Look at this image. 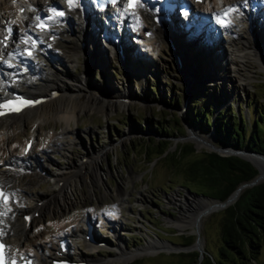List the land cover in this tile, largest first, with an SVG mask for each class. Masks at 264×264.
Here are the masks:
<instances>
[{
  "label": "rangeland",
  "instance_id": "374dc122",
  "mask_svg": "<svg viewBox=\"0 0 264 264\" xmlns=\"http://www.w3.org/2000/svg\"><path fill=\"white\" fill-rule=\"evenodd\" d=\"M25 1L28 3V0H0V22L5 24L9 20V23L16 25L15 31H18L19 22L14 14L18 6H24ZM37 1H40V7L44 8L54 2H57L58 6L62 5L59 4L61 0ZM226 2L229 6L234 3L233 0ZM253 2L255 0L245 2L243 8L247 11H255ZM258 3L262 9L261 2ZM210 4L215 5V0ZM236 10L237 13L233 14L230 18L231 23L227 26V31L239 36L233 38L232 45L241 48L239 39L248 37L246 33L253 37L259 34V40L263 43V47L259 49L264 50L262 19L264 13L258 20L257 31L253 14L246 16L239 9ZM194 12L199 14L203 12L202 5H196ZM201 15L208 17L205 13ZM174 18L177 19L175 16ZM208 18L211 20V17ZM116 19L104 27L106 31L109 27L107 33L111 39L109 42L100 34V40L97 42L96 34L87 29L84 40L79 43V27L71 24V18L65 16L61 20L62 24L66 23L64 29L67 36L58 41L56 47L48 50L49 54L44 52L43 55H36L31 59L36 64L34 67L38 75L47 74L50 79L55 75L68 86L74 85L76 79L85 72L87 78L83 82L84 94L93 93L98 100L114 102L113 107L106 114L97 111L85 112L78 116L77 121L69 122L67 128L74 133V141H68L65 137L60 140L64 143L60 150H52L45 155L42 151L51 145L53 133H60L65 124L56 120H47L38 124L32 151L36 155L39 169L48 176L58 173L68 165H77L82 157H88V154L97 155L101 152L100 155L103 153L105 155L97 161L100 183L95 184L89 178L83 183L74 180L67 192L65 204L52 206L39 220L36 233L23 238L17 235V239L12 238L15 239L14 241L19 240L20 247L28 250L29 256L33 258V264H48L49 259L55 255L60 239H65L67 256L85 264H182L184 261L180 262L182 257H178V254L199 251L201 256L205 252L215 255L221 243L219 221L225 208L202 214L200 226L196 227L197 233L196 229L192 231L189 227L179 229L176 223L182 214L180 202L193 205L192 202L205 201L192 197L189 193L193 195L208 191L196 182L187 181L182 173L183 160L178 161L174 168L170 169L168 165L170 159L155 158V155H151L154 148L149 145L157 140H167L170 141L168 152H173L181 145H191L196 154L213 153L209 146L198 147L196 139H187L191 130L206 139L213 147L219 146L212 133L185 124L183 114L179 113V107L186 97L189 107L193 106L197 112L201 111L202 115L211 120H215L218 112L222 110L229 121L237 120L239 123L246 121L247 125H251L250 119L257 118L264 128V120L261 119L264 114L259 111L264 103V70L252 59L249 67L244 70L236 69L235 66L240 67V65L237 58L230 54L232 41L227 39L225 30L220 29L216 32L219 34L217 45L219 49L211 58H206L209 43L195 41L197 45L190 44L191 35L185 33L179 44H185L186 60L191 61H185L184 65L180 61V64L193 66L194 70L189 74L178 64L177 55L173 56L170 51L172 39L168 40L169 37L166 38L164 35L163 42L154 39L151 47L140 45L142 43L140 40L144 36L142 29H136L129 24L122 27L118 17ZM197 19L200 20L201 16ZM141 22L144 30L152 31V28L148 27L150 23L148 20L141 19ZM22 29L23 27L20 31ZM112 41L119 50L117 54H115L116 49L114 51L109 47ZM78 43L81 51L75 61L73 45L77 46ZM97 44H100L104 51L95 49L96 52H101L98 57L103 60L102 65L86 64L84 59H87L86 56L90 59L95 56L93 48ZM157 44L160 49L156 47ZM122 45L125 46L126 56L122 54ZM198 47H201V52ZM216 54H219L217 58ZM0 62L3 65L6 63L1 59ZM260 62L263 63L261 58ZM10 77L7 78L8 82ZM188 77L190 81L193 78L197 80L196 82L194 80V84L190 86L189 83L192 82H188ZM36 79L31 78L34 80L33 83L38 85L39 81ZM186 82L191 91H187ZM54 90V95L59 93L57 89ZM39 96L43 97V94ZM43 98L47 99V97ZM31 122L32 119H29L24 125L16 128L8 138L7 144L0 149V153L9 150L12 154L19 155L23 142L30 138V129L33 127ZM160 130L161 133L166 130L170 135L169 139L156 135ZM145 144H148L146 151L149 152L143 155ZM86 159H82L84 163H87ZM30 165L33 167L35 164L31 162ZM22 174L23 172L15 173L13 177L27 181ZM10 177L13 178L12 175ZM28 187L30 196L38 194L45 199L57 190L54 181L50 178L28 184ZM39 203L38 206L36 201L25 198L23 206L27 208V214H30L34 213L30 211L32 208L45 206V200L42 199ZM113 204L118 205V209L113 211L116 213L115 219L110 220V216L108 219H103L101 215L106 218L109 214L107 211ZM88 225L91 227L93 237L103 243L97 249L88 246L83 238ZM71 232H75V235L69 237L68 234ZM63 234L66 237H63ZM184 238L192 240V244L185 245ZM198 240L202 242L200 246L196 245ZM149 242H154L156 248H150L137 257L127 259L119 253L120 250L132 252L147 247ZM256 264H264V240Z\"/></svg>",
  "mask_w": 264,
  "mask_h": 264
},
{
  "label": "bare ground",
  "instance_id": "6f19581e",
  "mask_svg": "<svg viewBox=\"0 0 264 264\" xmlns=\"http://www.w3.org/2000/svg\"><path fill=\"white\" fill-rule=\"evenodd\" d=\"M226 1H229V0H226ZM226 1L215 0V5H212L210 4L209 0H202L201 1L202 10H205L206 13H209L215 16V13L221 7L226 5L227 3ZM233 1L234 3L233 5H231L233 7V10H235L236 8L239 10H242L243 4L249 0H239V1L233 0ZM251 1H254V0H251ZM39 2L40 1H37V0H28V5L25 6V8L26 9L32 8L35 11V14L37 15L38 12H43L45 10L44 8L40 7L41 5H39ZM63 2L65 3L67 2V0H63ZM88 3H89V0H74V4L72 6H70L68 3H65V6H64L66 16L71 18V22H72L71 24H75L79 27V32H78L79 43H82V40H84V35H85L84 33L87 29H90L91 31H93V33L96 34L97 42H99L100 40L99 37L101 36L104 39L106 38L109 42V40H111L109 38V35L107 34L109 27L107 28V31L105 30L106 28L104 29V27L107 26L109 21L101 20L100 22L99 18L96 15L95 10H93L91 7H88ZM66 4H68L70 8H68ZM145 5L149 6V8L145 9L146 7ZM152 5H154L152 1L146 2L142 0L140 1V3L138 2L135 9L129 12L128 16L126 17L127 22L131 24L132 26H134L135 28H140L143 26L141 19L150 20L148 27H151L154 33L151 31V33H149L147 37H144L142 35L143 37L141 39V41H143V43L147 47H151V45H153L154 39H157L163 42L164 41L163 38L165 35L166 37H169L168 40L172 39L171 40L172 45H171V50H170L171 53L173 54V56L177 55L176 57H178V61H179L178 64H180V61H181L183 62L182 65H184V62L188 61L189 59L186 60V57H185V52H186V51L184 52L185 44L183 45L179 43H180V40H182V37L185 36V33H189L192 39L191 40L192 43L190 42V44L197 45L198 43H195V41L199 43L201 41L209 43L207 47L206 58L207 57L211 58V56H213L214 53H218L217 50L219 49V46L217 45L219 43L218 42L219 38L215 34L216 26L214 22L211 24L210 20H206L204 18H201L199 20L197 19V17H194L188 20L189 26L186 27L183 25H178V26L173 25L172 23L174 21L173 19H171L170 23L162 22L163 25L164 24H170V25L164 26L161 28V27H158V25L155 24L151 20L152 15H154V7H151ZM253 6H255V11L244 10L242 12L246 16L247 14H250V15L251 13L253 14L254 24L256 25V28L258 31L259 30L258 20L262 15L263 9H260V6L257 0L253 2ZM80 7H83L84 10L81 11ZM103 16L105 17V15ZM135 16L140 17L139 21L135 20L134 18ZM17 17L20 19V22H22L23 29L22 31H20L21 34H19L20 33L19 32V33H16L15 35L12 34L11 36H7L4 32L5 27H7L6 25L7 22L5 24L0 22V39L3 42L6 40L7 46H8V48L6 47V49H4L0 45V53H3V56L0 58H3V57L4 58L5 57L18 58L17 54L14 52V50H16V46L18 45L19 42H21V39L23 37H27L28 34H30L31 32L30 28L33 29L34 24L31 23V20L29 18H27L28 16L26 17V15L23 13L22 15H18ZM32 18L35 19L36 16L32 15ZM230 18H231V15L229 16V20ZM51 25L52 27L50 30H48V35L46 37L44 36L45 33H40L38 35V38L40 39V43L37 45L39 53L45 52L49 54L47 50H49V48L56 47L58 41L62 40L63 37L67 36L65 34L64 24H62V20L53 21ZM124 26L125 25H123L122 27ZM113 27L115 28V26ZM96 29H98V31H96ZM34 33L36 34L37 32H34ZM228 33H230L229 39L230 41H232V43L230 42L232 46L230 50V54H233L234 57L237 58L238 60L237 62L240 65V67H238V65L235 66L236 69L238 70L239 68H243L244 70L246 67H249V62L251 61L250 59H252V61L255 62L257 66H259V68L264 70V56L262 57V55H264V50L262 49L261 51V49L258 48V47H263V43H261V40H259L260 39L259 34H255V36L253 37L249 33H246L248 37H245V38L241 37L239 39L241 40V44H242V47L240 48V47H237L235 44L232 45L234 43L233 38H237L239 36L236 33H231V31H228ZM48 36L54 37L53 40L49 42ZM85 38H88V37L85 36ZM79 43L77 46L73 45V51L75 53L74 55L75 61H77V58H78L77 56L81 51V46L79 45ZM114 43L115 42L113 41L110 42L111 45L109 47L111 49L113 48L114 51L116 49L117 52L115 51V54H117L119 53V50L115 47ZM190 44H188V46H190ZM124 45L121 46V49H122V54L126 56L127 54L125 53L126 50H125ZM156 47L160 49L158 44L156 45ZM100 48H101L100 44H97V46L93 48V51H94L93 54L95 56L91 59L89 56H86L87 59H84L86 64L88 63L91 65L92 63L93 65L94 64L98 66L102 65L101 62L103 60L101 61L100 60L101 58L99 59L98 57L99 54H101V52L98 53L95 50V49H99L102 52H104L103 49L102 48L100 49ZM153 49L154 47L152 46V50ZM198 49L201 52V47L200 48L198 47ZM204 50H202V52H204ZM123 55L122 57L124 59ZM218 56L219 54L215 55L216 58ZM260 58L263 61V63L260 62ZM182 65L181 67H184V69L189 74L191 73V71L194 70L193 66L187 67V66H182ZM0 68L3 69V65L2 66L0 65ZM197 68L198 67H196V69ZM29 69L31 72H28L29 73L28 76L37 78L36 80L39 81V84L36 85V83H33L31 79H29L28 77H26V75H24L20 81L19 87L29 97H34L35 99L39 97L40 94H43V97H47V100H45L44 103L38 106H35L33 108H28L26 110L21 111L18 114H7L0 118V146H1L0 149L3 148L5 144H7V142L9 141L8 138L12 135L13 131H15L16 128L24 125L25 121L32 119L31 123L33 124V127L30 129L31 139H35L36 133H37L36 130L38 128L37 126L40 123L46 122L47 120H56L58 122H63L65 124V127L61 129L62 131L60 133L58 132L53 133V136L51 137V140H52L51 145L49 147L44 148L42 153L45 155V153L49 151L60 150L62 146L64 145V143L60 142L61 139L65 137L67 138L68 141L69 140L74 141L75 139L74 133L67 128L69 122L77 121L78 116L81 113L97 111V112L106 114L113 107L114 102L112 101L98 100V98L93 93L92 95L84 94L83 89L85 87L83 86V82L87 78V75L85 72L83 73V75H81L79 78L76 79L77 82H75L74 85L68 86L64 82H62V80H60L59 77L55 75L51 74L53 79H50L47 74L38 75L35 67L29 68ZM10 71H11L10 73L14 72L13 69H10ZM180 72H181V75H183V72L182 71ZM0 76L2 77V75ZM194 80L196 82L197 78L195 79L193 78L190 81V78L188 77V82L189 81L192 82V83H189L190 86L194 84L193 83ZM186 85H187L186 86L187 91H191L192 89L189 88L190 86L188 85V83ZM12 89H14V85L11 82H8L7 79L4 78L2 80V83L0 84V90L3 91V92L0 91V99L5 94L4 92L10 93L11 91H13ZM54 89H57L59 91V93L56 94L55 96H54V93H55ZM99 98H100V95H99ZM187 139L189 140L196 139V143L198 147H206V146L211 147L212 146L209 144V142L206 139L199 137L195 131L190 130L189 137ZM34 146L35 144L33 142V146H31L28 154L25 157H23V152H22L23 146H22V150H20L21 153L19 155L12 154L9 150L5 153L4 152L0 153V186L2 185L1 187H2L3 193L8 197L7 206L8 208L11 209V211H7V209L4 207V202L2 201L0 203V212L7 211V214L1 215V218H0V221H2L1 231L3 233L1 237L7 245L6 251L9 256H16V255L19 256V255H25L26 253H29L28 250H25L22 247H20L18 243L19 240L14 241L15 239H17L16 235L18 237L20 236L21 238H23V237L29 236L30 234L32 235L36 233L38 229L37 225L38 223H40L39 220L42 218V216L46 214V212H48L52 208V206L65 204L67 200V192L69 191L71 187V183L74 182V180L77 182L83 183L86 178H89V180L95 184L99 182V173L97 172V168H98L97 161L100 159L102 155H105V153L100 155L101 152L97 155L88 154V157L86 156L82 157V159L87 158L86 159L87 163H84L83 160L81 159L77 165H72V166L68 165L67 168H64L58 171V173H52L51 175L48 176L45 172H42L38 167L36 155L33 153L34 151H32ZM245 159L251 161L253 164H256V165L259 164L258 161L256 162L253 158L249 156H245ZM31 162L35 164L33 167L30 165ZM9 171H12V173H10ZM21 172H23L22 175H24L27 178V181L26 180L22 181L20 178L15 179L13 177L15 173L19 174ZM10 175H12L13 178H11ZM45 178H50V180L52 179L55 183L57 190L54 193H51L47 199L40 197L38 194L36 195L34 194L30 196V194H28V191H27V189H29L28 184H34ZM25 198H30L36 201L38 203V206L40 205L39 201L43 199L45 200V203H44L45 206L32 208V210L30 211L34 213L27 214L26 212L27 208L23 206V201L25 200ZM192 203L193 205H191V203L186 204V203L180 202L181 207H182L181 209L182 214L180 216V220L176 223L179 229L189 227L192 231H194L196 227L200 226V219H201L202 213L204 211H212L215 209V205L212 204L213 202H209L206 200L192 202ZM116 208L118 209V205L116 206L113 204L112 208H110L107 211V213H109L107 217L104 218V215H101V217H103V219H107L108 216H110V220L115 219L116 213L113 211L117 210ZM74 235H75V232H71L68 234L69 237H72ZM64 236L66 237L65 234H63V237ZM12 238H15V239L12 240ZM85 242H87L88 246H90L91 248H97L95 243H90L86 239H85ZM197 244L200 246L202 244L201 240H198ZM155 245L156 244H154V242L152 243L149 242L147 244V247H141L138 250H135L132 252H122L123 250L122 251L120 250L119 253L122 254V256L126 257L127 259L134 258V257H137L139 254L141 255L142 253L148 251V249L150 248L155 249L156 248Z\"/></svg>",
  "mask_w": 264,
  "mask_h": 264
},
{
  "label": "trees",
  "instance_id": "16d2710c",
  "mask_svg": "<svg viewBox=\"0 0 264 264\" xmlns=\"http://www.w3.org/2000/svg\"><path fill=\"white\" fill-rule=\"evenodd\" d=\"M183 100L181 102V105ZM181 107V106H180ZM179 107V108H180ZM259 111L264 114V103ZM189 108V109H188ZM224 112H218L215 120H211L193 106L186 105L183 111L185 124L196 126L202 131L212 133L219 146L235 150L245 149L264 155V128L257 118H249L251 125L243 121H229ZM188 116V117H186ZM264 120V117H261ZM177 121V120H176ZM169 139L164 130L156 135ZM170 141H154L149 146L154 148L151 155L165 160L169 158V167L183 160L182 173L187 181L200 184L208 192L198 193L212 199L224 201L235 188L249 182L256 176V170L246 161L234 157H222L216 153L196 154L191 145H181L173 152L169 151ZM148 144L143 146L146 154ZM149 152V151H148ZM147 152V153H148ZM153 159V158H152ZM220 246L215 255L205 252L199 260L198 252L178 254L182 264H256L259 249L264 240V183L241 191L237 200L222 211L219 221ZM185 245L192 240L184 238ZM184 259V260H183Z\"/></svg>",
  "mask_w": 264,
  "mask_h": 264
},
{
  "label": "water",
  "instance_id": "95a60500",
  "mask_svg": "<svg viewBox=\"0 0 264 264\" xmlns=\"http://www.w3.org/2000/svg\"><path fill=\"white\" fill-rule=\"evenodd\" d=\"M213 151V153L218 154L219 156L222 157H227V156H234L237 158H240L246 162H248L255 170H256V176L251 179L249 182L243 183L238 185L235 190L224 200V201H219L217 199H212L203 195H198V194H190L192 197L195 198H200V199H205L207 201L213 202L215 205V209H222V208H227L228 206H230L232 203H234L236 201V198L239 194V192L241 190H244L246 188H251L253 186H256L260 183H264V155L254 152V151H248L245 149H241V150H235V149H231L228 147H223V146H211L210 147ZM245 156H249L251 158H253L256 162L258 161L259 164H253L251 161L245 159ZM207 211H204L202 214H205ZM195 232L197 233V228H195ZM197 240V239H196ZM198 243V241H197ZM196 243V245H198ZM199 246V245H198ZM199 254V260L202 259V256L200 255V252L198 251Z\"/></svg>",
  "mask_w": 264,
  "mask_h": 264
},
{
  "label": "snow or ice",
  "instance_id": "6c2138e0",
  "mask_svg": "<svg viewBox=\"0 0 264 264\" xmlns=\"http://www.w3.org/2000/svg\"><path fill=\"white\" fill-rule=\"evenodd\" d=\"M67 3L70 6H72L74 4V0H67ZM134 6H135V4H134L133 0H129V8H132ZM229 10H225V14ZM48 11L53 13V16H49L48 17L49 20L53 19L54 16L55 17H62L64 15L63 11H58L55 8H49ZM21 12H23V9L21 10ZM36 19H37V21H39V23L36 24L35 26L40 28L41 31H45L47 29L46 21L43 18H41V17H37ZM9 33H11V29H9ZM30 39L31 38H29V37H23L21 39V43L28 44ZM0 43H4V42L0 41ZM31 43H32V47L35 48L36 41L35 40H31ZM5 46H6V44H5ZM26 51H27V54L29 56L32 54L30 50H26ZM9 55H11V54H9ZM2 56H3V53H0V57H2ZM5 62H7V61H5ZM29 105H30L29 101L23 100V99H19L15 104H11V103H9V104H0V108H9L12 111H20L21 107L29 106ZM3 114H4L3 112H0V115H3ZM0 199L3 200L4 207L7 209V211H11V209L8 208V206H7L8 197L2 191H0ZM7 211L6 212H0V215H6ZM0 223H2V221H0ZM2 234H3L2 231H0V235H2ZM2 248H3V245H0V249H2ZM0 264H5L4 254H3L2 251H0ZM13 264H15L14 260H13Z\"/></svg>",
  "mask_w": 264,
  "mask_h": 264
}]
</instances>
